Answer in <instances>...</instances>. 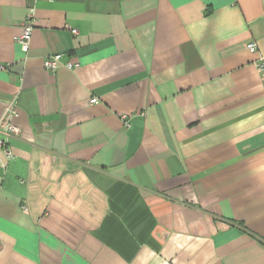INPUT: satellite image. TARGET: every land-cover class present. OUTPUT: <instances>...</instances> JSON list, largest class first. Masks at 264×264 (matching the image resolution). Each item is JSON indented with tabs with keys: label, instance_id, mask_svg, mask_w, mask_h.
Returning a JSON list of instances; mask_svg holds the SVG:
<instances>
[{
	"label": "crops",
	"instance_id": "0c3cea01",
	"mask_svg": "<svg viewBox=\"0 0 264 264\" xmlns=\"http://www.w3.org/2000/svg\"><path fill=\"white\" fill-rule=\"evenodd\" d=\"M249 41L264 0H0V264H264Z\"/></svg>",
	"mask_w": 264,
	"mask_h": 264
},
{
	"label": "built area",
	"instance_id": "2783aa9c",
	"mask_svg": "<svg viewBox=\"0 0 264 264\" xmlns=\"http://www.w3.org/2000/svg\"><path fill=\"white\" fill-rule=\"evenodd\" d=\"M34 22H35V8L34 6H30L27 9V12L25 14V18L22 23L21 33L19 37L17 38V41L21 45V48L24 52H26L29 49L30 37H31V32L33 29ZM72 32L76 33L77 30L72 29ZM246 48L249 52L256 54V57L253 63L260 76V79L263 85V90H264V55L258 52V46L256 42L254 41H249L246 44ZM62 57H63V54L61 53H56V54H52V55H48L44 57L43 67L46 70L55 71L58 68L60 63H63V65L66 68L71 69V70H74L79 66L78 62H74L69 59L62 61ZM3 68H4L3 66H0V69H3ZM96 102H97L96 97H92L90 99V103H96ZM16 112L17 111H16L14 103L10 102L5 106V108L3 109V113H2V118H5L6 122L4 123L3 126L0 127V132L4 135L2 138H0V148L4 147L5 153L8 158L12 157L11 151L9 150L8 146H6L8 144L7 142L8 137L17 134L19 131L18 127L12 122V118L16 115ZM121 117L124 119V124L128 126L127 116L122 115Z\"/></svg>",
	"mask_w": 264,
	"mask_h": 264
}]
</instances>
